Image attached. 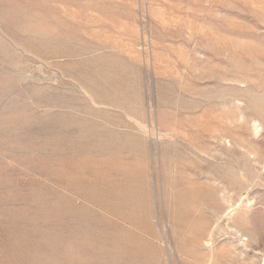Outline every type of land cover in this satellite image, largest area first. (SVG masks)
I'll use <instances>...</instances> for the list:
<instances>
[{"label":"rangeland","instance_id":"rangeland-1","mask_svg":"<svg viewBox=\"0 0 264 264\" xmlns=\"http://www.w3.org/2000/svg\"><path fill=\"white\" fill-rule=\"evenodd\" d=\"M86 260L264 264V0H0V264Z\"/></svg>","mask_w":264,"mask_h":264},{"label":"bare ground","instance_id":"bare-ground-1","mask_svg":"<svg viewBox=\"0 0 264 264\" xmlns=\"http://www.w3.org/2000/svg\"><path fill=\"white\" fill-rule=\"evenodd\" d=\"M58 120V119H57ZM256 128V127H255ZM258 128V127H257ZM256 128V129H257ZM255 131V130H254ZM63 154V153H62ZM56 162V161H55ZM40 180V179H39ZM44 183V182H43ZM122 202H120V204H121ZM119 205V204H118ZM132 206V205H131ZM130 206V207H131ZM32 207V206H31ZM119 210V209H118ZM122 211V210H121ZM123 213V212H122ZM76 238V237H75ZM88 238V237H87ZM115 238V237H114ZM67 239V238H66ZM80 239V238H79ZM105 241H106V239H105ZM75 242V241H74ZM104 242V241H103ZM118 242V241H117ZM108 244V243H107ZM111 244H112V242H111ZM115 245V244H114ZM116 245H117V243H116ZM118 245H120V244H118ZM75 246V245H74ZM138 251V250H137ZM106 256V255H105ZM80 258H81V256H80ZM78 260V259H77ZM58 261V260H57ZM74 261V260H73ZM44 262V261H43ZM81 262V261H80ZM45 263V262H44ZM59 264H60V262H58ZM88 262H87V260H86V263L84 262V264H87ZM89 264V263H88ZM109 264V263H108Z\"/></svg>","mask_w":264,"mask_h":264}]
</instances>
